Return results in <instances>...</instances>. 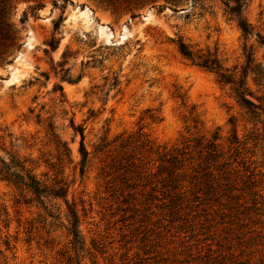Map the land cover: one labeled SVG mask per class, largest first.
Masks as SVG:
<instances>
[{
    "label": "rangeland",
    "instance_id": "rangeland-1",
    "mask_svg": "<svg viewBox=\"0 0 264 264\" xmlns=\"http://www.w3.org/2000/svg\"><path fill=\"white\" fill-rule=\"evenodd\" d=\"M226 1L0 0V160L66 187L24 202L0 179L9 264H64V201L97 264H264V113L251 117L177 49L211 53L236 76L244 45L264 63V0H245L246 39ZM255 75L247 96L264 109Z\"/></svg>",
    "mask_w": 264,
    "mask_h": 264
},
{
    "label": "trees",
    "instance_id": "trees-1",
    "mask_svg": "<svg viewBox=\"0 0 264 264\" xmlns=\"http://www.w3.org/2000/svg\"><path fill=\"white\" fill-rule=\"evenodd\" d=\"M244 4L245 0L226 1L224 12L228 16V19L234 20L236 22V25L241 31L242 36L246 39L253 34V28L246 21L244 15L242 14ZM255 35L258 38L259 44L264 47V38H262L258 33ZM49 44L51 47H53L52 43ZM177 49L179 54L192 64L213 71L216 74L218 83L230 84V88L236 96L238 102L245 108V112L251 117H258L261 113H264L262 106L260 104L254 103L247 96L251 94L246 87L247 75L249 73L256 74L255 77L258 78L254 77V80L258 81L262 76V72H264V63L259 61L255 62L254 54L250 46H243L245 63L242 65V68L240 69V72L237 76L236 73L229 72L227 68H223L219 60L213 54L202 52L200 50H194L190 45L184 43L180 39H178ZM47 130L50 131L49 133L51 136L54 138L56 137V135L52 133L51 123H47ZM80 137L82 141L83 134L81 131ZM55 144L59 153V157L62 155L68 156L69 149L65 143H60L56 139ZM79 150L81 153L80 172H82L87 155L82 142L80 143ZM0 179L5 180L13 185L19 191L23 199L26 192H29L34 196V199L38 201L42 196L63 198L66 194L65 182H63L61 178L55 180L52 186H46L35 178L31 168L25 167L23 162L18 161L13 156L10 157V163H5V161L0 160ZM64 202L67 205V212L69 213V225L66 227V230L67 236H69L68 243L70 244V250L60 251L58 255H60V257L63 259L64 264H84L83 259L85 256H87V258L90 260V264H97L95 254L85 248V239L79 230L78 217L75 209L69 206L66 201ZM8 248L9 246L6 245L5 249ZM0 258H2L0 264H9L7 258L1 251Z\"/></svg>",
    "mask_w": 264,
    "mask_h": 264
}]
</instances>
